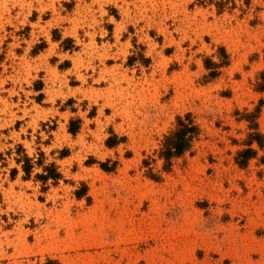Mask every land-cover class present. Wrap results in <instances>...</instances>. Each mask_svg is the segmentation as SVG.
I'll return each instance as SVG.
<instances>
[{"label": "rangeland", "instance_id": "rangeland-1", "mask_svg": "<svg viewBox=\"0 0 264 264\" xmlns=\"http://www.w3.org/2000/svg\"><path fill=\"white\" fill-rule=\"evenodd\" d=\"M263 73L264 0H0V264H264Z\"/></svg>", "mask_w": 264, "mask_h": 264}, {"label": "trees", "instance_id": "trees-1", "mask_svg": "<svg viewBox=\"0 0 264 264\" xmlns=\"http://www.w3.org/2000/svg\"><path fill=\"white\" fill-rule=\"evenodd\" d=\"M216 65L210 61H206L205 67L211 69L210 77H215L217 72L212 69ZM262 84L260 90H264V73L261 75ZM74 122H70L69 132L75 134L77 132V127L74 125ZM200 129L199 126L194 122L190 114H186L183 117H177L176 127L174 131L165 137L164 143L161 149V157L164 159L165 164L169 165L171 160L174 157H179L185 152L189 151L192 147L194 139L199 135ZM252 140L256 141L259 146L262 145V140L264 135L261 133H254L252 135ZM254 155V150L246 149L238 153V164L244 166L246 161ZM16 163L21 164V168L24 172V178L27 179L30 177V173L34 164L32 159L25 154L16 158ZM42 162H36L37 166H42ZM100 167L105 171H110L114 167H108L106 163H100ZM43 172L35 175L36 179L42 181L43 184H46L48 180L58 181L61 178V173L57 171V168L54 164H49L43 166ZM16 169H13L12 173L15 174ZM78 197L81 196L80 192H76ZM44 264H52L51 261H47Z\"/></svg>", "mask_w": 264, "mask_h": 264}]
</instances>
